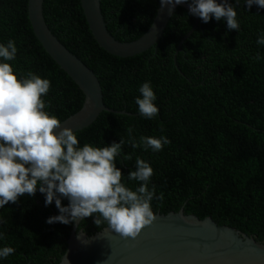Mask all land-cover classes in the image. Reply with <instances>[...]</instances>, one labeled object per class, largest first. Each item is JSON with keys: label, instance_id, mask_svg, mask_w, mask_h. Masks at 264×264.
I'll return each mask as SVG.
<instances>
[{"label": "trees", "instance_id": "obj_1", "mask_svg": "<svg viewBox=\"0 0 264 264\" xmlns=\"http://www.w3.org/2000/svg\"><path fill=\"white\" fill-rule=\"evenodd\" d=\"M239 30L230 31L225 19L207 24L177 8L163 40L156 47L131 57L108 54L89 31L80 0H44L43 15L51 33L97 77L105 106L130 114L103 112L87 129L75 133L79 146H110L125 141L116 158L127 187L137 158L153 169V213L183 209L199 219L210 217L219 226L235 228L264 243V9L245 0H231ZM160 0H101L108 32L121 43L138 40L150 28ZM13 40L15 60L8 61L18 78L32 72L51 82L43 97L45 111L61 122L82 108L84 96L45 52L33 33L28 0H0V44ZM178 51V52H177ZM176 61V62H175ZM4 62V61H0ZM175 64L184 74L182 77ZM150 83L159 114L149 120L139 115L135 100L140 86ZM132 128L129 133L128 129ZM167 137L162 151L133 149L129 140ZM131 159H127V157ZM67 206L68 201L62 200ZM59 215L55 203L45 206L37 191L17 204L0 209V248L15 253L0 264H58L67 248L72 225L48 224ZM94 218L84 219L79 230L88 236L102 231Z\"/></svg>", "mask_w": 264, "mask_h": 264}, {"label": "clouds", "instance_id": "obj_2", "mask_svg": "<svg viewBox=\"0 0 264 264\" xmlns=\"http://www.w3.org/2000/svg\"><path fill=\"white\" fill-rule=\"evenodd\" d=\"M160 4L171 9L188 4L190 14L205 24L214 18L225 19L230 31L238 32L240 27L237 11L229 0H160ZM245 4L249 10L253 5L264 9V0H245ZM256 43L264 45V33ZM16 55L13 40L0 44V61H4L0 62V209L9 203L17 204L25 195L34 197L39 191L45 196V206L54 202L59 212L46 223L70 225L91 217L98 228L106 225L107 230L122 238L135 240L156 218L151 207L153 199H164L163 193L156 196L155 185L151 190L148 187L153 169L137 158L135 170L129 172L127 180L140 182V186L135 190L127 187L116 167L125 141L103 147L86 143L80 147L73 130L62 127L55 115L45 111L51 106L43 99L50 91V80L32 72L18 78L8 63ZM139 92L135 100L139 115L155 118L159 109L150 83H143ZM129 143L133 149L143 147L145 151L159 152L170 141L167 137L142 136L138 143L132 139ZM64 199L67 206L62 205ZM14 253L13 247L0 248V258ZM66 258L67 253L63 260Z\"/></svg>", "mask_w": 264, "mask_h": 264}, {"label": "water", "instance_id": "obj_3", "mask_svg": "<svg viewBox=\"0 0 264 264\" xmlns=\"http://www.w3.org/2000/svg\"><path fill=\"white\" fill-rule=\"evenodd\" d=\"M43 2L28 0V17L33 33L45 52L84 96L80 111L62 121V127L77 133L90 127L103 112L130 115L105 106L96 75L68 51L46 25ZM221 2L217 0V3ZM80 3L95 42L108 54L122 59L156 47L163 40L165 29L177 8L190 14L188 4L172 9L170 6L162 8L159 4L147 32L134 42L121 43L107 30L101 0H80ZM191 16L195 20L194 27L180 42L178 51L199 24V18ZM175 67L185 77L176 64ZM154 215L155 220L144 227L135 240L122 238L106 228L88 236L79 230L82 221L73 223L65 251L67 258L63 260V255L58 264H264V243L253 236L235 228L219 226L210 217L201 220L194 215H186L183 209L177 213L157 212Z\"/></svg>", "mask_w": 264, "mask_h": 264}]
</instances>
